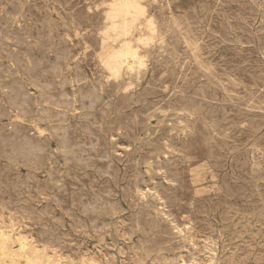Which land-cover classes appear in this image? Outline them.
<instances>
[{
    "label": "rangeland",
    "instance_id": "rangeland-1",
    "mask_svg": "<svg viewBox=\"0 0 264 264\" xmlns=\"http://www.w3.org/2000/svg\"><path fill=\"white\" fill-rule=\"evenodd\" d=\"M113 2L0 0V264H264V0H134L128 35Z\"/></svg>",
    "mask_w": 264,
    "mask_h": 264
},
{
    "label": "bare ground",
    "instance_id": "bare-ground-1",
    "mask_svg": "<svg viewBox=\"0 0 264 264\" xmlns=\"http://www.w3.org/2000/svg\"><path fill=\"white\" fill-rule=\"evenodd\" d=\"M117 1V0H116ZM115 0H114V2H116ZM147 1V0H146ZM170 1V0H169ZM113 2V3H114ZM144 2V1H143ZM152 2H154V1H152ZM151 2V3H152ZM165 2H166V0H165ZM108 3H111V2H108ZM108 3L106 2V5H108ZM148 4V3H147ZM101 5V4H100ZM111 5H113V4H111ZM110 6V5H109ZM149 6V5H148ZM168 6V5H167ZM103 7H105V6H103ZM145 7V6H144ZM166 7V6H165ZM108 9H109V7H108ZM145 9V8H144ZM142 10V9H141ZM146 10V9H145ZM171 10H172V8H171ZM106 11H107V9H106ZM173 11V10H172ZM141 12V11H140ZM105 13H110V12H105ZM139 13V9L137 8V5H136V3L134 2V0H119V2L116 4V6L114 7V9H113V13H112V16H113V18H116V19H120V21H121V23H117L118 24V28L119 29H121L122 31H121V34L122 35H128L129 33H130V28H131V21H129L128 22V19L126 20V18L129 16V17H131L133 20H135V17L137 16V14ZM111 14V13H110ZM142 14H144L143 12H142ZM150 14V13H149ZM173 14V13H172ZM174 14H176V12L174 13ZM154 15V14H153ZM108 16V15H107ZM106 16V17H107ZM168 16V15H167ZM176 16V15H175ZM139 17V16H138ZM156 17V16H155ZM169 17V16H168ZM172 17V16H171ZM105 18V17H104ZM111 18V17H110ZM145 18V17H144ZM158 18V17H157ZM170 18V17H169ZM106 19V18H105ZM139 19V18H138ZM154 19V18H153ZM173 19V18H172ZM111 20V19H110ZM141 20H144L142 17H141ZM146 20V19H145ZM155 20V19H154ZM163 20V19H162ZM168 20V19H167ZM107 21V20H106ZM136 21V20H135ZM138 21V20H137ZM153 21V20H152ZM159 21V20H158ZM103 22V21H102ZM114 22H115V20H114ZM117 22V21H116ZM142 22V21H141ZM146 22H147V20H146ZM154 22V24L153 25H155V21H153ZM134 23V22H133ZM159 23H160V21H159ZM71 24V23H70ZM73 24V23H72ZM109 24V23H108ZM117 24H115V25H117ZM169 24V23H168ZM105 25H107L106 23H105ZM138 25H139V22H138ZM152 25V24H151ZM160 25V24H159ZM165 25V24H164ZM79 26V25H78ZM112 26V25H111ZM142 27V26H141ZM146 27V26H145ZM152 27V26H151ZM103 28V27H102ZM111 28V27H110ZM116 28H117V26H116ZM116 28H115V30H116ZM148 28H150V27H147V29ZM104 29V28H103ZM112 29H113V27H112ZM111 29V30H112ZM145 29V28H144ZM151 29V28H150ZM162 29V28H161ZM174 29V28H173ZM132 30H133V28H132ZM153 30V29H152ZM146 31V30H145ZM158 31V30H157ZM109 32V31H108ZM112 32V31H111ZM113 32H115V31H113ZM104 33V31L102 32V34ZM138 33V32H137ZM148 33V32H147ZM158 33V32H157ZM163 33V32H162ZM96 34H97V31H96ZM149 34V33H148ZM105 35V33L103 34V36ZM112 35V34H111ZM153 35V34H152ZM106 36V35H105ZM104 36V37H105ZM114 36V35H113ZM118 36V35H117ZM136 36V35H135ZM127 37V36H126ZM192 37V36H191ZM114 38H117V37H115L114 36ZM151 38V37H150ZM162 38V37H161ZM195 38V37H194ZM109 39V38H108ZM113 38H111V40H112ZM118 39V38H117ZM146 39V38H145ZM149 39V38H148ZM152 39V38H151ZM150 39V40H151ZM193 39V38H192ZM196 39V38H195ZM99 40V39H98ZM161 40V39H160ZM163 40V39H162ZM182 40V39H181ZM197 40V39H196ZM101 41H102V39H101ZM106 41V40H105ZM109 41V40H108ZM149 41V40H148ZM192 41V40H191ZM151 42V41H150ZM195 42V41H194ZM107 43V42H106ZM143 43H145V42H143ZM152 43V42H151ZM192 43V42H191ZM196 43V42H195ZM100 44H102V46H103V42L102 43H100ZM125 44H126V42H125ZM197 44V43H196ZM199 44V43H198ZM185 45V44H184ZM187 45V44H186ZM84 46V45H83ZM118 46V45H117ZM152 46V45H151ZM198 46H200V45H198ZM147 47V46H146ZM193 47V46H192ZM190 48V47H189ZM194 48H195V46H194ZM79 49V48H78ZM84 49V48H83ZM98 49H100V47L98 48ZM140 51V50H139ZM188 51V50H187ZM195 51V50H194ZM36 53V52H35ZM146 53V52H145ZM193 53V52H192ZM195 53H197V52H195ZM152 54V53H151ZM34 55V54H33ZM40 57V56H39ZM38 57V58H39ZM43 57V56H42ZM52 57V56H51ZM168 57V56H167ZM170 57V56H169ZM191 57H193V56H191ZM190 57V58H191ZM196 57H198V55L196 56ZM13 58V57H12ZM44 58H46V57H44ZM49 58V57H48ZM136 59V54H135V52H133L132 50H131V47L129 46V45H125L121 50H119L118 52H116V53H114V54H112V55H110V58H109V60L107 61V66L109 67V69L110 70H112L113 72H118V70H119V67H121L122 65L121 64H126L128 67H131V65H130V63H133V61ZM192 59V58H191ZM36 60V59H35ZM63 61V60H62ZM70 61V60H69ZM195 61V60H194ZM54 62V61H53ZM83 62V61H82ZM168 62V61H167ZM200 62V61H199ZM44 63V62H43ZM78 63V62H77ZM76 63V64H77ZM148 63V62H147ZM11 64V63H10ZM55 64V63H54ZM59 64V63H58ZM163 64V63H162ZM171 64V63H170ZM170 64H168V65H170ZM197 64V63H196ZM195 64V65H196ZM103 65V64H102ZM165 65H167V64H165ZM164 65V66H165ZM193 65H194V63H193ZM200 65V64H199ZM48 66V65H47ZM71 66V65H70ZM75 66V65H74ZM134 66H136L135 64H134ZM133 66V67H134ZM63 67V66H62ZM86 67V66H85ZM89 67V66H88ZM194 67V66H193ZM198 67V66H197ZM202 67H204V66H202ZM47 68V67H46ZM61 68V67H60ZM104 68V67H103ZM154 68V67H153ZM152 68V69H153ZM164 68V67H163ZM166 68V67H165ZM199 68V67H198ZM197 68V69H198ZM62 69V68H61ZM83 69V68H82ZM143 70H144V66H143V68H142ZM151 69V70H152ZM74 70V69H73ZM105 70V69H104ZM135 70H138V69H135ZM170 70V69H169ZM172 70V69H171ZM50 71V70H49ZM61 71V70H60ZM84 71V70H83ZM82 71V72H83ZM89 71H91V70H89ZM100 71V70H99ZM107 71H108V69H107ZM119 71H121V70H119ZM197 71V70H196ZM40 72V71H39ZM74 72V71H73ZM77 72V71H76ZM149 72H150V70H149ZM154 72V71H153ZM179 72V71H178ZM199 72V71H198ZM19 73V72H18ZM21 73V72H20ZM77 73H79V72H77ZM76 73V74H77ZM99 73V72H98ZM108 73H109V71H108ZM171 73H172V71H171ZM200 73H201V71H200ZM101 74H102V72H101ZM107 74V73H106ZM110 74H112V73H110ZM109 74V75H110ZM116 74V73H115ZM115 74H114V76H115ZM118 74V73H117ZM161 74V73H160ZM178 74V73H177ZM52 75V74H51ZM60 75V74H59ZM149 75V74H148ZM205 75H206V73H205ZM20 76V75H19ZM55 76V75H54ZM80 76V75H79ZM176 76V75H175ZM180 76V75H179ZM201 76V75H200ZM208 76V75H207ZM26 77H27V75H26ZM56 77V76H55ZM62 77V76H61ZM81 77H83V76H81ZM104 77H106V76H104ZM103 77V78H104ZM111 77H112V75H111ZM177 77V76H176ZM208 77H210V76H208ZM242 77V76H241ZM23 78V77H22ZM28 78V77H27ZM53 78V77H52ZM57 78V77H56ZM95 78V77H94ZM98 78V77H97ZM99 78H102V77H99ZM147 78V77H146ZM145 78V79H146ZM149 78V77H148ZM153 78V77H152ZM165 78V77H164ZM243 78V77H242ZM12 79V78H11ZM62 79V78H61ZM60 79V80H61ZM72 79V78H71ZM80 79V78H79ZM83 79H86V78H84L83 77ZM135 79V78H134ZM154 79V78H153ZM171 79V78H170ZM182 79V78H181ZM213 79V78H212ZM19 80V79H18ZM23 80V79H22ZM69 80V79H68ZM93 80V79H92ZM102 80V79H101ZM108 80V79H107ZM124 80V79H123ZM180 80V79H179ZM178 80V81H179ZM202 80V79H201ZM207 80V79H206ZM211 80V79H210ZM241 80V79H240ZM33 80H31V82H32ZM36 81V80H35ZM63 82H64V80H62ZM71 81V80H70ZM75 81H78V80H75ZM98 81H100V80H98ZM155 81V80H154ZM169 81V80H168ZM264 81V80H263ZM41 82V81H40ZM56 82V81H55ZM55 82H54V84H55ZM93 82V81H92ZM122 82V81H121ZM137 82V81H136ZM149 82H150V80H149ZM148 82V83H149ZM181 82V81H180ZM213 82V81H212ZM9 83V82H8ZM59 83H61V82H59ZM87 83V82H86ZM86 83H84V84H86ZM88 83H89V81H88ZM102 83V82H101ZM104 83H106L105 81H104ZM123 83H125V81H123ZM141 83V82H140ZM151 83V82H150ZM154 83V82H153ZM176 83V82H175ZM258 83V82H257ZM261 83V82H260ZM35 84V83H34ZM47 84V83H46ZM91 84V83H90ZM89 84V85H90ZM100 84V83H99ZM108 84V83H107ZM179 84V83H178ZM181 84V83H180ZM250 84H252L251 82H250ZM259 84V83H258ZM4 85V84H3ZM10 85V84H9ZM9 85H7V86H9ZM13 85V84H12ZM37 85V84H36ZM77 85V84H76ZM80 85H81V82H80ZM94 85V84H93ZM98 85V84H97ZM116 85V84H115ZM118 85V84H117ZM149 85V84H148ZM154 85V84H153ZM174 85V84H173ZM260 85V84H259ZM263 85V84H262ZM1 86V85H0ZM51 86V85H50ZM57 86V85H56ZM99 86V85H98ZM103 86H104V84H103ZM124 86V85H123ZM127 86V85H126ZM129 86V85H128ZM131 86V85H130ZM155 86V85H154ZM163 86V85H162ZM194 86V85H193ZM220 86V85H219ZM47 87V86H46ZM48 87H49V85H48ZM55 87V86H54ZM53 87V88H54ZM90 87V86H89ZM89 87H88V89H89ZM120 87V86H119ZM149 87V86H148ZM166 87V86H165ZM188 87V86H187ZM10 88L11 87H9V90H10ZM26 88V87H25ZM57 88V87H56ZM59 88V87H58ZM57 88V89H58ZM70 88V87H69ZM73 88V87H72ZM82 88V87H81ZM100 88V87H99ZM118 88V87H117ZM124 88V87H123ZM152 88V87H151ZM155 88V87H154ZM180 88V87H179ZM186 88V87H185ZM200 88V87H199ZM258 88H259V86H258ZM4 89V88H3ZM46 89V88H45ZM50 89V88H49ZM57 89L56 90H54V91H57ZM60 89V88H59ZM83 89V88H82ZM90 89H92V88H90ZM129 89V88H128ZM164 89V88H163ZM166 89V88H165ZM189 89V88H188ZM195 89V88H194ZM211 89H212V87H211ZM241 89V88H240ZM11 90H13L12 88H11ZM24 90V89H23ZM22 90V91H23ZM52 90V91H53ZM72 90V89H71ZM75 90H77V88L75 89ZM86 90H87V87H86ZM105 90V92L107 91L106 89H104ZM149 90H150V88H149ZM148 90V91H149ZM242 90V89H241ZM1 91H3V90H1ZM82 91V90H81ZM121 91L123 92V90L121 89ZM139 91V90H138ZM176 91V90H175ZM193 91V90H192ZM195 91V90H194ZM248 91V90H247ZM251 91V90H250ZM259 91V90H258ZM8 92V91H7ZM51 92V91H50ZM63 92H64V90H63ZM98 92H100V91H98ZM114 92V91H113ZM125 92H127V91H125ZM172 92V91H171ZM220 92V91H219ZM16 93V92H15ZM14 93V94H15ZM26 93V92H25ZM60 93H61V91H60ZM66 93V92H65ZM77 93V92H76ZM82 93H83V91H82ZM97 93V92H96ZM116 93V92H115ZM165 93V92H164ZM176 93V92H175ZM179 93V92H178ZM189 93V92H188ZM192 93V92H191ZM201 93V92H200ZM209 93V92H208ZM244 93V92H243ZM261 93V92H260ZM20 94V93H19ZM31 94V93H30ZM46 94V93H45ZM74 94V93H73ZM72 94V95H73ZM89 94H91V93H89ZM105 93H103V95H104ZM107 94V93H106ZM112 94V93H111ZM114 94V93H113ZM177 94V93H176ZM182 94V93H181ZM252 94V93H251ZM6 95H7V93H6ZM16 95V94H15ZM22 95V94H21ZM33 95V94H32ZM58 95V94H57ZM77 95V94H76ZM75 95V96H76ZM82 95V94H81ZM94 95V94H93ZM99 95V94H98ZM125 95V94H124ZM175 95V94H174ZM184 95V94H183ZM189 95H191V94H189ZM204 95V94H203ZM9 96V95H8ZM7 96V97H8ZM17 96H19V95H17ZM39 96V95H38ZM38 96H37V98H38ZM41 96V95H40ZM44 96V95H43ZM74 96V95H73ZM100 96V95H99ZM107 96V95H106ZM109 96H110V94H109ZM123 96V95H122ZM129 96V95H128ZM169 96V95H168ZM185 96V95H184ZM205 96H207V95H205ZM56 97V96H55ZM76 97H78V95L76 96ZM114 97H115V95H114ZM130 97V96H129ZM163 97H164V95H163ZM163 97H162V99H163ZM198 97V96H197ZM200 97V96H199ZM198 97V98H199ZM209 97H211V96H209ZM12 98H15V97H12ZM17 98V97H16ZM36 98V99H37ZM43 98V97H42ZM58 98V97H57ZM70 98V97H69ZM91 98V97H90ZM94 98V97H93ZM102 98V97H101ZM126 98V97H125ZM132 98V97H131ZM134 98H135V96H134ZM133 98V99H134ZM165 98H167L166 96H165ZM191 98V97H190ZM193 98V97H192ZM196 98V97H195ZM197 98V99H198ZM220 98V97H219ZM6 100H7V98H5ZM30 99V98H29ZM71 99V98H70ZM154 99V98H153ZM186 99V98H185ZM225 99V98H224ZM5 100V101H6ZM25 100H27V99H25ZM37 100H39V99H37ZM63 100V99H62ZM67 100V99H66ZM69 100V99H68ZM78 100V99H77ZM83 100V99H82ZM91 100V99H90ZM103 100H104V98H103ZM107 100V99H106ZM128 100H129V98H128ZM135 100V99H134ZM198 100H201V98L200 99H198ZM219 100V99H218ZM217 100V101H218ZM9 101V100H8ZM7 101V102H8ZM28 101V100H27ZM45 101V100H44ZM54 101V100H53ZM59 101H60V99H59ZM80 100H78V102H79ZM105 101V100H104ZM133 101V100H132ZM161 101V100H160ZM174 101V100H173ZM188 101V100H187ZM202 101V100H201ZM216 101V100H215ZM12 102V101H11ZM19 102H21V101H19ZM29 102V101H28ZM34 102H35V100H34ZM37 102V101H36ZM50 102H52V101H50ZM50 102H48V104L50 103ZM70 102V101H69ZM82 102V101H81ZM88 102V101H87ZM103 102V101H102ZM198 102V101H197ZM196 102V103H197ZM208 102V101H207ZM31 103V102H30ZM39 103V102H38ZM42 103V102H41ZM40 103V104H41ZM45 103H46V101H45ZM77 103V102H76ZM84 103V102H83ZM104 103V102H103ZM151 103H153V102H151ZM162 103V102H161ZM165 103V102H164ZM167 103V102H166ZM172 103H174V102H172ZM184 103V102H183ZM193 103V102H192ZM205 103V102H204ZM244 103V102H243ZM242 103V104H243ZM1 104V103H0ZM8 104V103H7ZM12 104V103H11ZM43 104V103H42ZM41 104V105H42ZM62 104V103H61ZM130 104H132V103H130ZM168 104V103H167ZM175 104V103H174ZM181 104V103H180ZM198 104V103H197ZM210 104V103H209ZM208 104V105H209ZM5 105V104H4ZM25 105V104H24ZM23 105V106H24ZM43 105H45V104H43ZM59 105H60V103H59ZM67 105V104H66ZM83 105V104H82ZM85 106H87V104H84ZM104 105V104H103ZM196 105V104H195ZM205 105V104H204ZM212 105H213V102H212ZM7 106V105H6ZM14 106V105H13ZM34 106V105H33ZM48 106V105H47ZM51 106V105H50ZM92 106V105H91ZM156 106V105H155ZM161 106V105H160ZM159 106V107H160ZM172 106V105H171ZM187 106V105H186ZM29 107H31L32 108V106H29ZM39 107V106H38ZM45 107V106H44ZM165 107V106H164ZM164 107H162V108H164ZM170 107V106H169ZM193 107V106H192ZM212 107V106H211ZM210 107V108H211ZM216 107H218L217 105H216ZM2 108V107H1ZM41 108V107H40ZM40 108H39V110H40ZM48 108V107H47ZM54 108V107H53ZM149 108V107H148ZM167 108V107H166ZM214 108V107H213ZM212 108V109H213ZM227 108V107H226ZM6 109V108H5ZM24 109H25V107H24ZM23 109V110H24ZM34 109H35V107H34ZM33 109V110H34ZM90 109V108H89ZM154 109V108H153ZM153 109L151 108V110L153 111ZM159 109V108H158ZM9 110V109H8ZM21 110H22V108H21ZM20 110V111H21ZM22 110V111H23ZM32 110V109H31ZM32 110V111H33ZM45 110H46V108H45ZM57 110H58V108H57ZM72 110V109H71ZM95 110V109H94ZM93 110V111H94ZM131 110V109H130ZM168 110V109H167ZM191 110V109H190ZM206 110V109H205ZM217 110V109H216ZM245 110V109H244ZM243 109L241 110L242 112L244 111ZM4 111V110H3ZM6 111V110H5ZM15 111V110H14ZM13 111V112H14ZM50 111V110H49ZM64 111V110H63ZM68 111V110H67ZM84 110H82V112H83ZM92 111V112H93ZM123 111V110H122ZM186 112H187V110H185ZM193 111V110H192ZM215 112V111H214ZM219 112V111H218ZM218 112H217V114H218ZM40 113V112H39ZM42 113V112H41ZM143 113V112H142ZM181 113V112H180ZM188 113V112H187ZM203 113V112H202ZM4 114V113H3ZM10 114V113H9ZM48 114V113H47ZM69 114V113H68ZM72 114V113H71ZM76 114V113H75ZM186 114V113H185ZM200 114V113H199ZM220 114V113H219ZM42 115H44L43 113H42ZM61 115V114H60ZM77 115V114H76ZM221 115H222V113H221ZM223 115H225V113L223 114ZM38 116V115H37ZM58 116V115H57ZM69 116V115H68ZM84 116V115H83ZM127 116V115H126ZM194 116V115H193ZM204 116V115H203ZM234 116V115H233ZM245 116V115H244ZM42 117V116H41ZM48 117V116H47ZM127 117H129V116H127ZM127 117H125V118H127ZM187 117V116H186ZM221 117V116H220ZM35 118V117H34ZM80 118V117H79ZM211 118H212V116H211ZM214 118H216V117H214ZM8 119V118H7ZM55 119V118H54ZM57 119V118H56ZM128 119V118H127ZM126 119V120H127ZM186 119V118H185ZM195 119V118H194ZM210 119V118H209ZM213 119V118H212ZM233 119H235V118H233ZM11 120V119H10ZM45 120V119H44ZM83 120V119H82ZM117 120V119H116ZM121 120V119H120ZM186 120H188V119H186ZM205 120V119H204ZM249 120V119H248ZM6 121V120H5ZM9 121V120H8ZM15 121H17V118H15ZM18 121H20V120H18ZM48 121H50V120H48ZM113 121V120H112ZM111 121V122H112ZM122 121V120H121ZM184 121V120H183ZM193 121H195V120H193ZM192 121V122H193ZM208 121V120H207ZM247 121V120H246ZM27 122V121H26ZM41 122V121H40ZM70 122V121H69ZM73 122V121H72ZM127 122V121H126ZM151 122V121H150ZM180 122V121H179ZM189 122V121H188ZM199 122V121H198ZM209 122H210V120H209ZM208 122V123H209ZM1 123V122H0ZM16 123V122H15ZM36 123H39V121L38 122H36ZM54 123V122H53ZM123 123V122H122ZM152 124H153V122H151ZM190 123V122H189ZM195 123V122H194ZM200 123V122H199ZM233 123V122H232ZM248 123H249V121H248ZM256 123V122H255ZM33 124V123H32ZM45 124V123H44ZM49 124V123H48ZM70 124V123H69ZM76 124V123H75ZM168 124V123H167ZM185 124H186V122H185ZM198 124V123H197ZM197 124H194V126L195 125H197ZM240 124V123H239ZM16 125V124H15ZM26 125V124H25ZM46 125V124H45ZM56 125V124H55ZM125 125H127L126 123H125ZM130 125V124H129ZM190 125V124H189ZM256 125H257V123H256ZM40 126H41V124H40ZM44 126V125H43ZM73 126H74V124H73ZM76 126V125H75ZM124 126V125H123ZM122 126V124H121V128L123 127ZM231 126V125H230ZM258 126V125H257ZM8 127V126H7ZM37 127V126H36ZM55 127V126H54ZM61 127V126H60ZM118 127H119V124H118ZM193 127V126H192ZM201 127V126H200ZM203 127V126H202ZM216 127V126H215ZM221 127V126H220ZM223 127H225V126H223ZM249 127V126H248ZM255 127V126H254ZM262 127V126H261ZM24 128H25V126H24ZM45 128V127H44ZM116 128V127H115ZM124 128V127H123ZM135 128V127H134ZM263 128V127H262ZM15 129V128H14ZM17 129H18V127H17ZM132 129V128H131ZM196 129V128H195ZM201 129V128H200ZM218 129V128H217ZM216 129V130H217ZM229 129V128H228ZM21 130V129H20ZM36 130V129H35ZM78 130V129H77ZM172 130V129H171ZM193 130V129H192ZM202 130V129H201ZM247 130H249V129H247ZM250 130H252V128H250ZM18 131V130H17ZM37 131V130H36ZM91 131H93V130H91ZM95 131V130H94ZM134 131V130H133ZM156 131V130H155ZM154 131V132H155ZM195 131V130H194ZM224 131V130H223ZM190 132H192V131H190ZM200 132V131H199ZM198 132V133H199ZM202 132V131H201ZM239 132V131H238ZM246 132V131H245ZM23 133V132H22ZM21 133V134H22ZM41 133V132H40ZM48 133V132H47ZM69 133V132H68ZM73 133V132H72ZM81 133V132H80ZM148 134H149V132H147ZM170 133V132H169ZM250 133V132H249ZM254 133V132H253ZM17 134H19V133H17ZM128 134V133H127ZM142 134V133H141ZM194 134H196L195 132H194ZM206 134V133H205ZM236 134V133H235ZM7 135V134H6ZM110 135V134H109ZM136 135V134H135ZM153 135V134H152ZM155 135V134H154ZM208 135V134H207ZM209 135H211V134H209ZM226 135V134H225ZM230 135V134H229ZM244 135H246V134H244ZM13 136V135H12ZM58 136V135H57ZM73 136V135H72ZM105 136V135H104ZM134 136V135H133ZM145 136H147V135H145ZM181 136V135H180ZM247 136V135H246ZM69 137V136H68ZM67 137V138H68ZM75 137V136H74ZM109 137V136H108ZM112 137V136H111ZM170 137V136H169ZM184 137V136H183ZM199 137H200V135H199ZM203 137V136H202ZM240 137H242V136H240ZM245 137V136H244ZM243 137V138H244ZM11 138V137H10ZM71 138V137H70ZM69 138V139H70ZM76 138V137H75ZM128 138V137H127ZM189 138V137H188ZM192 138V137H191ZM197 138V137H196ZM196 138H194V139H196ZM20 138H18V140H19ZM73 139V138H72ZM173 139V138H172ZM182 139V138H181ZM209 139H211V138H209ZM229 139V138H228ZM237 139V138H236ZM242 139V138H241ZM251 139V138H250ZM22 140V139H21ZM71 140V139H70ZM129 140V139H128ZM147 140V139H146ZM167 140V139H166ZM168 140H169V138H168ZM177 140V139H176ZM207 140V139H206ZM130 141H132V140H130ZM145 141V140H144ZM149 141V140H148ZM147 141V142H148ZM159 141V140H158ZM174 141V140H173ZM220 141V140H219ZM218 141V142H219ZM238 141V140H237ZM239 141H240V139H239ZM22 141H20V143H21ZM27 142V141H26ZM55 142V141H54ZM113 142V141H112ZM181 142H182V140H181ZM184 142V141H183ZM186 142V141H185ZM198 142V141H197ZM202 142L203 143H205L203 140H202ZM201 142V143H202ZM17 143V142H16ZM171 143V142H170ZM176 143V142H175ZM212 143H213V140H212ZM216 143V142H215ZM235 143V142H234ZM234 143H233V146H234ZM244 143V142H243ZM30 144V143H29ZM73 144H75V143H73ZM78 144V143H77ZM195 144V143H194ZM214 144V143H213ZM220 144V143H219ZM23 145V144H22ZM142 145V144H141ZM145 145V144H144ZM144 145H142V146H144ZM173 145V144H172ZM197 145V144H196ZM223 145H226V144H223ZM241 145V144H240ZM49 146V145H48ZM136 146V145H135ZM140 146V145H139ZM170 146V145H169ZM199 146V145H198ZM212 146V145H211ZM214 146V145H213ZM218 146V145H217ZM220 146V145H219ZM218 146V147H219ZM237 146H239V145H237ZM21 147V146H20ZM53 147H54V145H53ZM171 147V146H170ZM170 147H168V149L170 148ZM188 147V146H187ZM199 147H201V146H199ZM217 147V148H218ZM222 147V146H221ZM225 147H227V145L225 146ZM240 147V146H239ZM3 148V147H2ZM22 148V147H21ZM33 148H34V146H33ZM75 148H77V145H76V147ZM185 148V147H184ZM196 149H197V147H195ZM210 148V147H209ZM214 148H216L215 146H214ZM220 148V147H219ZM73 149V148H72ZM133 149V148H132ZM136 149H138V148H136ZM166 149H167V147H166ZM200 149V148H199ZM208 149V148H207ZM223 149V148H222ZM230 149V148H229ZM2 150V149H1ZM8 150V149H7ZM54 150V149H53ZM66 150V149H65ZM82 150V149H81ZM173 150V149H172ZM198 150V149H197ZM201 150V149H200ZM212 150H213V148H212ZM225 150V149H224ZM231 150V149H230ZM235 150V149H234ZM241 150V149H240ZM239 150V151H240ZM246 150V149H245ZM50 151V150H49ZM72 150H71V148H70V152H71ZM77 151V150H76ZM139 151H141V150H139ZM174 151V150H173ZM196 151V150H195ZM207 151V150H206ZM214 151V150H213ZM226 151H228V150H226ZM4 152V151H3ZM12 152V151H11ZM134 152V151H133ZM177 152V151H176ZM202 152V151H201ZM219 152V151H218ZM217 152V153H218ZM232 152V151H231ZM105 153V152H104ZM198 153V152H197ZM217 153H216V155H217ZM228 153V152H227ZM2 154V153H1ZM55 154V153H54ZM68 154V153H67ZM66 154V155H67ZM80 154V153H79ZM181 154V153H180ZM210 154V153H209ZM215 154V153H214ZM234 154V153H233ZM232 154V155H233ZM239 154V153H238ZM16 155V154H15ZM59 155V154H58ZM65 155V154H64ZM70 155V154H69ZM198 155V154H197ZM204 155V154H203ZM213 155V154H212ZM257 155V154H256ZM259 155V154H258ZM61 156V155H60ZM79 156V155H78ZM165 156V155H164ZM206 156V155H205ZM214 156V155H213ZM236 156V155H235ZM7 157V156H6ZM54 157V156H53ZM82 157V156H81ZM159 157V156H158ZM199 157V156H198ZM228 157V156H227ZM239 157V156H238ZM243 157V156H242ZM255 157V156H254ZM11 158V157H10ZM57 158V157H56ZM78 158V157H77ZM157 158V157H156ZM164 158V157H163ZM175 158V157H174ZM173 158V159H174ZM194 158V157H193ZM213 158V157H212ZM215 158V157H214ZM229 158V157H228ZM227 158V159H228ZM69 159V158H68ZM76 159V158H75ZM160 159V158H159ZM171 159V158H170ZM217 159V158H216ZM53 160V159H52ZM51 160V161H52ZM61 160V159H60ZM70 160V159H69ZM72 160V159H71ZM82 160V159H81ZM80 160V161H81ZM172 160V159H171ZM200 160H201V158H200ZM199 160V161H200ZM215 160V159H214ZM238 160V159H237ZM244 160V159H243ZM257 160H258V158H257ZM142 161H143V159H142ZM165 161V160H164ZM168 161V160H167ZM205 161V160H204ZM225 161V160H224ZM6 162H7V160H6ZM8 162H9V160H8ZM61 162V161H60ZM85 162V161H84ZM131 162V161H130ZM130 162H128V163H130ZM137 162V161H136ZM163 162V161H162ZM220 162V161H219ZM223 161H221L220 163H222ZM14 163V162H13ZM58 163V162H57ZM81 163V162H80ZM138 163H140V162H138ZM194 163V162H193ZM196 163V162H195ZM198 163V162H197ZM170 164V163H169ZM179 164V163H178ZM211 164H212V161H211ZM214 164L215 163H213V166H214ZM226 164H228V163H226ZM10 165H13V164H10ZM25 165V164H24ZM79 165V164H78ZM77 165V166H78ZM88 165V164H87ZM126 165V164H125ZM188 165V164H187ZM218 165V164H217ZM19 166H20V164H19ZM58 166V165H57ZM86 166V165H85ZM90 166V165H89ZM198 166V165H197ZM216 166V165H215ZM215 166H214V168H215ZM219 166V165H218ZM238 166V165H237ZM14 167V166H13ZM71 167V166H70ZM84 167V166H83ZM88 167V166H87ZM121 167H122V165H121ZM167 167H168V165H167ZM184 167V166H183ZM220 167V166H219ZM239 167V166H238ZM89 168V167H88ZM93 168V167H92ZM159 168V167H158ZM213 168V169H214ZM223 168V167H222ZM221 168V169H222ZM228 168V167H227ZM262 168V167H261ZM21 169V168H20ZM42 169V168H41ZM67 169V168H66ZM76 169V168H75ZM80 169V168H79ZM82 170H83V168H81ZM106 169V168H105ZM139 169H142V168H139ZM181 169H182V167H181ZM186 169V168H185ZM188 169H189V167H188ZM247 169V168H246ZM49 170V169H48ZM54 169H52L51 171H53ZM58 170V169H57ZM64 170V169H63ZM78 170V169H77ZM103 170V169H102ZM111 170V169H110ZM136 170V169H135ZM134 170V171H135ZM170 170H172V169H170ZM184 170V169H183ZM212 170V169H211ZM218 170V169H217ZM223 170V169H222ZM227 170V169H226ZM225 170V171H226ZM235 170V169H234ZM243 170V169H242ZM241 170V171H242ZM261 170V169H260ZM34 171V170H33ZM69 171V170H68ZM71 171V170H70ZM73 171V170H72ZM106 171H108L109 172V170H106ZM105 171V172H106ZM113 171H115V170H113ZM113 171H111V173L113 172ZM137 171V170H136ZM221 171V170H220ZM244 171V170H243ZM43 172V171H42ZM60 172V171H59ZM65 172V171H64ZM63 171H62V173H64ZM138 172V171H137ZM217 172V171H216ZM27 173V172H26ZM33 173V172H32ZM52 173V172H51ZM57 173V172H56ZM67 173V172H66ZM75 173V172H74ZM102 173V172H101ZM100 173V174H101ZM136 173V172H135ZM209 173V172H208ZM256 173V172H255ZM24 174V173H23ZM31 173H29V175H30ZM97 174V173H96ZM110 174V173H109ZM129 174H130V172H129ZM181 174V173H180ZM212 174V173H211ZM215 174V173H214ZM219 174V173H218ZM46 176H47V174H45ZM122 175H125V173L124 174H122ZM127 175H128V173H127ZM174 175V174H173ZM189 175V174H188ZM187 175V176H188ZM227 175V174H226ZM247 175H248V173H247ZM41 176V175H40ZM54 175H52L51 177H53ZM73 176V175H72ZM71 176V177H72ZM100 176V175H99ZM113 176H115V175H113ZM142 176V175H141ZM186 176V177H187ZM253 176V175H252ZM28 177V176H27ZM36 177V176H35ZM47 177H50L49 175L47 176ZM67 177V176H66ZM70 177V178H71ZM76 177V176H75ZM91 177V176H90ZM130 177V176H129ZM213 177V175L211 176V178ZM217 177H218V175H217ZM220 177V176H219ZM218 177V178H219ZM239 177V176H238ZM256 177V176H255ZM44 178V177H43ZM69 178V177H68ZM73 178V177H72ZM99 178H101V177H99ZM112 178V177H111ZM130 178H133V177H130ZM182 178H185V177H182ZM210 178V179H211ZM35 179V178H34ZM40 179V178H39ZM63 179V178H62ZM74 179V178H73ZM94 179V178H93ZM121 179V178H120ZM127 179H128V177H127ZM204 179V178H203ZM27 180V179H26ZM25 180V181H26ZM53 180V179H52ZM58 180V179H57ZM60 180V179H59ZM100 180V179H99ZM119 180V179H118ZM117 180V181H118ZM122 180H124V179H122ZM143 180V179H142ZM145 180V179H144ZM205 180V179H204ZM211 180H213V179H211ZM231 180H233V179H231ZM257 180V179H256ZM54 181V180H53ZM56 181V180H55ZM76 180H74V182H75ZM113 181V180H112ZM115 181V180H114ZM129 181V180H128ZM147 181V180H146ZM154 181H156V180H154ZM161 181V180H160ZM21 182V181H20ZM46 182V181H45ZM86 181H84V183H85ZM123 182V181H122ZM130 182H132V181H130ZM164 182V181H163ZM227 182V181H226ZM23 183V182H22ZM35 183V182H34ZM56 183V182H55ZM71 183H73V182H70V184ZM77 183V182H76ZM116 183V182H115ZM114 183V184H115ZM186 183H188V182H186ZM219 183V182H218ZM24 184L26 185V182H24ZM50 184V183H49ZM129 184V183H128ZM153 184V183H152ZM165 184V183H164ZM212 184V183H211ZM30 185V184H29ZM40 185V184H39ZM71 185H74V184H71ZM127 185V184H126ZM188 185V184H187ZM209 185V184H208ZM213 185V184H212ZM217 186V184H214V186ZM219 185V184H218ZM229 185V184H228ZM55 186V188H56V185H54ZM70 186V185H69ZM98 186V185H97ZM139 186H141V185H139ZM147 186V185H146ZM145 186V187H146ZM206 186V185H205ZM243 185H241V187H242ZM26 187V186H25ZM44 187V186H43ZM88 187V186H87ZM95 187H96V185H95ZM167 187V186H166ZM187 187V186H186ZM185 187V188H186ZM200 187H202V186H200ZM235 187V186H234ZM22 188V187H21ZM107 188V187H106ZM112 188V187H111ZM116 188V187H115ZM123 188V187H122ZM150 188V187H149ZM177 188V187H176ZM184 188V187H183ZM197 188V187H196ZM231 188V187H230ZM233 188V187H232ZM238 188V187H237ZM99 189H100V187H99ZM145 189V188H144ZM188 189V188H187ZM219 189V188H218ZM221 189H223V188H221ZM33 190V189H32ZM117 190V189H116ZM124 190V189H123ZM139 190V189H138ZM145 190H147V189H145ZM165 190V189H164ZM168 190V189H167ZM215 190V189H214ZM23 191V190H22ZM125 191V190H124ZM166 191V190H165ZM224 191V190H223ZM235 191V190H234ZM247 191H249V190H247ZM252 191V190H251ZM32 192V191H31ZM167 192V191H166ZM169 192V191H168ZM254 192V191H253ZM259 192V191H258ZM74 193V192H73ZM78 193V192H77ZM93 193V192H92ZM99 193V192H98ZM104 193V192H103ZM106 193V192H105ZM104 193V194H105ZM117 193V192H116ZM182 193V192H181ZM180 193V194H181ZM189 193H191V192H189ZM188 193V194H189ZM213 193V192H212ZM234 193V192H233ZM94 194V193H93ZM88 195H89V193H88ZM108 195V194H107ZM114 195V194H113ZM187 195V194H186ZM240 195H242V194H240ZM95 196V195H94ZM178 196V195H177ZM183 196V195H182ZM97 197V196H96ZM110 197V196H109ZM143 197V196H142ZM184 197V196H183ZM188 197H189V195H188ZM211 197V196H210ZM215 197V196H214ZM263 197V196H262ZM176 198V197H175ZM178 198H179V196H178ZM187 198V197H186ZM264 198V197H263ZM104 199V198H103ZM121 199V198H120ZM170 199H171V197H170ZM184 199V198H183ZM190 199V198H189ZM218 199H221V198H218ZM223 199V198H222ZM245 199V198H244ZM255 199V198H254ZM253 199V200H254ZM88 200V199H87ZM86 200V201H87ZM181 200V199H180ZM225 200V199H224ZM234 200V199H233ZM252 200V201H253ZM256 200V199H255ZM86 201H85V203H86ZM102 201V200H101ZM104 201V200H103ZM108 202H109V200H107ZM121 201V200H120ZM186 201V200H185ZM221 201V200H220ZM223 201V200H222ZM226 201V200H225ZM232 201V200H231ZM242 201V200H241ZM123 202V201H122ZM128 202V201H127ZM135 202V201H134ZM148 202V201H147ZM230 202V201H229ZM249 202V201H248ZM251 202V201H250ZM84 203V204H85ZM181 203V202H180ZM198 203V202H197ZM233 203V202H232ZM89 204V203H88ZM92 204V203H91ZM112 204V203H111ZM150 204V203H149ZM202 204V203H201ZM229 204V203H228ZM237 204V203H236ZM239 204V203H238ZM80 205V204H79ZM123 205V204H122ZM139 205V204H138ZM146 205H148V204H146ZM145 205V206H146ZM182 205V204H181ZM198 205V204H197ZM235 205V204H234ZM97 206V205H96ZM120 206V205H119ZM134 206V205H133ZM166 206V205H165ZM192 206V205H191ZM204 206V205H203ZM260 206V205H259ZM139 207V206H138ZM141 207H143V206H141ZM148 207V206H147ZM150 207V206H149ZM159 207V206H158ZM242 207V206H241ZM18 208V207H17ZM125 208V207H124ZM144 208V207H143ZM151 208V207H150ZM205 209V208H204ZM219 209V208H218ZM217 209V210H218ZM223 209V208H222ZM264 209V208H263ZM36 210V209H35ZM77 210V209H76ZM79 210V209H78ZM126 210V209H125ZM153 210V209H152ZM190 210V209H189ZM206 210V209H205ZM208 210V209H207ZM221 210V209H220ZM234 210V209H233ZM240 210V209H239ZM239 210H237V211H239ZM219 211V210H218ZM241 211V210H240ZM254 211V210H253ZM262 211V210H261ZM124 212V211H123ZM162 213L163 214V212L162 211H159V213ZM131 213V212H130ZM141 213V212H140ZM167 213V212H166ZM171 213V212H170ZM183 213V212H182ZM205 213V212H204ZM208 213V212H207ZM211 213V212H210ZM247 213V212H246ZM146 214V213H145ZM165 214V213H164ZM261 214V213H260ZM147 215V214H146ZM185 215V214H184ZM148 216V215H147ZM182 216V215H181ZM246 216V215H245ZM123 217V216H122ZM138 217V216H137ZM142 217V216H141ZM146 217V216H145ZM164 217V216H163ZM171 216H169V218H170ZM231 217V216H230ZM240 217V216H239ZM150 218H151V216H150ZM194 218V217H193ZM88 219V218H87ZM93 219V218H92ZM196 219V218H195ZM198 219H199V217H198ZM226 219H227V217H226ZM116 220V219H115ZM138 220V219H137ZM147 220V219H146ZM149 220H151V219H149ZM154 220V219H153ZM191 220H193V219H191ZM203 220V219H202ZM254 220H256V219H254ZM124 221V220H123ZM140 221H142V220H140ZM157 221V220H156ZM173 221V220H172ZM84 222V221H83ZM114 222V221H113ZM164 222H166V221H164ZM192 222V221H191ZM216 222V221H215ZM221 222V221H220ZM227 222V221H226ZM234 222V221H233ZM103 223V222H102ZM148 222H144L143 224H147ZM151 223V222H150ZM149 223V224H150ZM170 223V222H169ZM217 223V222H216ZM215 223V224H216ZM157 224V223H156ZM155 224V225H156ZM175 224V223H174ZM235 224V223H234ZM240 224V223H239ZM140 225V224H139ZM172 225V224H171ZM196 225V224H195ZM226 225V224H225ZM237 225V224H236ZM98 226V225H97ZM130 226V225H129ZM150 226H152V224L150 225ZM214 226V225H213ZM122 227V226H121ZM138 227H140V226H138ZM146 227V226H145ZM149 227V226H148ZM156 227V226H155ZM158 227V226H157ZM168 227V226H167ZM166 227V228H167ZM170 227V226H169ZM175 227V226H174ZM199 227H201V226H199ZM218 227V226H217ZM38 228V227H37ZM53 228V227H52ZM176 228V227H175ZM197 228V227H196ZM219 228V227H218ZM230 228V227H229ZM239 228V227H238ZM237 228V229H238ZM137 229V228H136ZM148 229V228H147ZM151 229H153V228H150V231H151ZM158 229V228H157ZM179 229V228H178ZM224 229V228H223ZM231 229V228H230ZM39 230V229H38ZM145 230V229H144ZM162 230H163V228H162ZM167 230H168V228H167ZM221 230V229H220ZM233 230V229H232ZM236 230V229H235ZM35 231V230H34ZM122 231H123V229H122ZM140 231V230H139ZM165 231V230H164ZM180 230H178V232H179ZM200 231V230H199ZM147 232H148V230H147ZM161 231H159V233H160ZM177 232V233H178ZM205 232V231H204ZM241 232V231H240ZM151 233V232H150ZM154 233V232H153ZM152 233V234H153ZM198 233H200V232H198ZM239 233V232H238ZM147 234V233H146ZM162 234H164V233H162ZM182 235V234H181ZM193 235V234H192ZM32 236V235H31ZM109 236V235H108ZM129 236V235H128ZM144 236V235H143ZM159 236V235H158ZM163 236V235H162ZM168 236V235H167ZM209 236V235H208ZM215 236V235H214ZM217 236V235H216ZM225 236V235H224ZM232 236V235H231ZM142 237V236H141ZM152 237H153V235H152ZM169 237V236H168ZM206 237V236H205ZM222 237V236H221ZM13 238V237H12ZM162 238V237H161ZM181 238V237H180ZM199 238V237H198ZM197 238V239H198ZM22 239V238H21ZM151 239V238H150ZM170 239V238H169ZM235 239V238H234ZM63 240V239H62ZM73 240V239H72ZM133 240V239H132ZM167 240V239H166ZM171 240V239H170ZM169 240V241H170ZM175 240V239H174ZM189 240V239H188ZM216 240V239H215ZM135 241V240H134ZM168 241V240H167ZM166 241V242H167ZM172 241V240H171ZM143 242V241H142ZM141 242V243H142ZM146 242V241H145ZM152 242V241H151ZM154 242V241H153ZM163 242V241H162ZM212 242V241H211ZM226 242H227V240H226ZM25 243V242H24ZM160 243V242H159ZM231 243V242H230ZM74 244V243H73ZM134 244H135V242H134ZM143 244H145L144 242H143ZM164 244H166L165 242H164ZM173 244V243H172ZM125 245V244H124ZM138 245H139V243H138ZM146 245V244H145ZM149 245V244H148ZM120 246V245H119ZM142 246V245H141ZM140 246V247H141ZM161 246V245H160ZM229 246V245H228ZM17 247V246H16ZM32 247V246H31ZM1 248V247H0ZM14 248V247H13ZM88 248V247H87ZM152 248V247H151ZM151 248H149V249H151ZM216 248V247H215ZM227 248V247H226ZM130 249V248H129ZM143 249V248H142ZM147 249V248H146ZM160 249H162V248H160ZM164 249V248H163ZM173 249V248H172ZM199 249V248H198ZM209 249V248H208ZM122 250V249H121ZM134 250H135V248H134ZM140 250H141V248H140ZM158 250H159V248H158ZM166 250V249H165ZM164 250V251H165ZM170 250V249H169ZM183 250V249H182ZM205 250V249H204ZM94 251V250H93ZM136 251V250H135ZM139 251V250H138ZM152 251V250H151ZM42 252H43V250H42ZM102 252V251H101ZM141 252H142V250H141ZM144 252V251H143ZM146 252H147V250H146ZM223 252V251H222ZM2 253V252H1ZM52 253H53V251H52ZM134 253H136V252H134ZM163 253V252H162ZM166 253V252H165ZM231 253H232V251H231ZM56 254V253H55ZM59 254V253H58ZM96 254V253H95ZM143 254V253H142ZM145 254V253H144ZM167 254H168V252H167ZM198 254V253H197ZM134 255H136V254H134ZM175 255V254H174ZM183 255V254H182ZM230 255V254H229ZM235 255V254H234ZM48 256V255H47ZM81 256V255H80ZM105 256V255H104ZM169 256H171V255H169ZM176 256V255H175ZM174 256V257H175ZM196 256V255H195ZM49 257V256H48ZM108 257V256H107ZM116 257V256H115ZM136 257H137V255H136ZM181 257V256H180ZM230 257H232V256H230ZM3 258V257H2ZM10 258V257H9ZM47 258V257H46ZM71 258V257H70ZM70 258H69V260H70ZM122 258V257H121ZM172 258V257H171ZM171 258H170V260H171ZM36 259V258H35ZM50 259V258H49ZM49 259H47V260H49ZM74 259V258H73ZM120 259V258H119ZM118 259V260H119ZM123 259V258H122ZM156 259V258H155ZM154 259V260H155ZM166 259V258H165ZM169 259V258H168ZM182 259V258H181ZM185 259V258H184ZM183 259V260H184ZM17 260V259H16ZM47 260H45V261H47ZM84 260V259H83ZM140 260H141V257H140ZM173 260V259H172ZM8 261V260H7ZM35 261V260H34ZM74 261V260H73ZM87 261V260H86ZM91 261V260H90ZM126 261V260H125ZM158 261H159V259H158ZM165 261V260H164ZM168 261V260H167ZM174 261V260H173ZM10 262V261H9ZM27 262H28V260H27ZM84 262V261H83ZM82 262V263H83ZM96 262V261H95ZM230 262V261H229ZM47 263V262H46ZM73 263H75V262H73ZM147 263V262H146ZM159 263V262H158ZM184 263V262H183ZM182 263V264H183ZM232 263V262H231ZM3 264V263H2ZM44 264H45V262H44ZM76 264V263H75ZM81 264V263H80ZM89 264H90V262H89ZM94 264V263H93ZM97 264V263H96ZM148 264V263H147ZM178 264H181V263H178ZM202 264V263H201Z\"/></svg>",
    "mask_w": 264,
    "mask_h": 264
}]
</instances>
